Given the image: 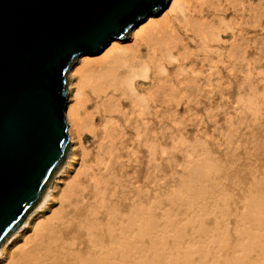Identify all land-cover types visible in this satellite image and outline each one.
Returning a JSON list of instances; mask_svg holds the SVG:
<instances>
[{"label":"bare ground","instance_id":"obj_1","mask_svg":"<svg viewBox=\"0 0 264 264\" xmlns=\"http://www.w3.org/2000/svg\"><path fill=\"white\" fill-rule=\"evenodd\" d=\"M168 1L162 21L158 12L126 41L71 66L72 147L60 173L69 180H58L38 204L21 246L12 249L16 239L2 246L6 264H264V171L244 173L233 153L220 162L214 150L190 147L178 185L166 198L158 193L165 136L217 114L220 97L248 101L225 138L231 148L247 129L235 146L263 168L264 96L255 90L264 85V0ZM50 201L57 207L50 218L31 226Z\"/></svg>","mask_w":264,"mask_h":264},{"label":"water","instance_id":"obj_2","mask_svg":"<svg viewBox=\"0 0 264 264\" xmlns=\"http://www.w3.org/2000/svg\"><path fill=\"white\" fill-rule=\"evenodd\" d=\"M168 0H0V248L66 163L67 76Z\"/></svg>","mask_w":264,"mask_h":264},{"label":"rangeland","instance_id":"obj_3","mask_svg":"<svg viewBox=\"0 0 264 264\" xmlns=\"http://www.w3.org/2000/svg\"><path fill=\"white\" fill-rule=\"evenodd\" d=\"M165 11V9L163 10V11H160V13L162 14V15H160L159 16V21H162L165 17H166V11ZM157 15V14H156ZM129 35V34H128ZM128 38V37H127ZM124 41H126V39L124 40ZM128 44H132V41L130 40L129 41V43ZM100 54H98V55H95V56H99ZM77 66V68L79 67V66H81V68H82V66H83V64H77L76 65ZM80 68V67H79ZM259 85H260V88H259ZM263 87V88H262ZM259 88V89H258ZM221 89V88H220ZM260 89H262V90H264V85L263 84H258V87L256 86V93L255 94H259V93H261V94H263V95H261V94H259V95H257L258 97H263L264 96V92L263 91H261ZM259 91H261V92H259ZM258 92V93H257ZM261 95V96H260ZM225 99V100H224ZM229 102V103H228ZM248 101L246 100V101H240V99H237L236 98V96H234V98H231V99H229V98H221L220 97V109H219V112L217 113V114H213V115H208V116H205L204 117V119H203V123L201 124L200 123V121L199 120H197V122L196 123H198L199 122V124H201V125H198L199 127L201 126V129H199V127L198 126H196V127H190V129H188V131H186V132H182V134L181 133H176L175 135L176 136H173V134H169V135H167V136H165L166 137V139H165V143H163V144H161L160 145V151H159V163L161 164H159L160 166V168H159V172H158V183H160V185H158V193L160 194L159 195V197L160 198H166V196H168V194H170L172 191H173V189H174V187L175 186H177L175 183H174V181L173 180H177V181H179L180 180V177H181V174L184 172V168H185V166H186V164H187V162H185L186 161V156L184 155V153H187L188 151H192V150H190L189 148L191 147V149H192V147L194 148V147H197L198 149H199V154L201 155L202 153H204L205 152V150H207V151H209V150H211L212 152H213V150L215 151V154H214V156L215 157H217V156H220V162L222 161H224L225 159L226 160H228L227 159V155H228V153H230V154H232L233 153V155H234V158L236 157V161H233V165H235L237 168H239V167H242L241 169L242 170H244V173H248V172H251V171H257V174L261 177V173L264 171V165H263V168H262V166H255L256 164L255 163H253V164H249L248 162L249 161H247V155H248V151H247V149H245V147H243L242 149H238L237 148V146H235V145H237V144H239V142L240 141H244L246 138H247V135H248V131H247V129H245V131L247 132V134H246V132L244 131H235V133H237V132H241L240 133V135H241V137H234L233 139H235V141H236V143H234V146L232 147L231 146V148H229V144L227 143V139L225 138V137H227V134H228V132H229V134L230 133H232V132H230L229 130L230 129H232L231 127V125H233V121H234V123H237L238 124V116H239V113L240 114H242L243 112H242V110H243V108H245V104L247 103ZM239 103V104H238ZM245 103V104H244ZM239 105V106H238ZM227 106V107H226ZM226 109V110H225ZM229 109H231V110H229ZM241 110V112H239ZM230 114V115H229ZM235 114H237V115H235ZM218 115V117H216V116ZM232 115V116H231ZM214 116V119H212V117ZM216 117V118H215ZM210 118H211V120H210ZM228 118V119H227ZM233 119V121H232V119ZM237 118V119H236ZM214 120V121H213ZM231 120V121H230ZM215 121H216V123H215ZM218 121H219V125L218 126H216V124H218ZM229 121H230V123H229ZM194 122H195V120H194ZM193 122V123H194ZM213 122V123H212ZM263 122V126H264V120L262 121ZM207 123V124H206ZM206 124V125H205ZM230 125V126H229ZM204 126V127H203ZM203 128H205L206 130H204ZM209 129V131H207ZM223 130H225V131H223ZM199 131H201V132H205V134H201V132H199ZM234 133V132H233ZM184 134V135H183ZM198 134H199V136H198ZM228 134V137L230 136ZM183 135V136H182ZM196 135H197V137H196ZM244 135H246V136H244ZM227 137V138H228ZM161 138H163V135L161 134ZM179 138V139H178ZM198 138V139H197ZM231 138V137H230ZM229 138V139H230ZM239 139V140H238ZM177 142L178 141V145L180 144V145H182V143L181 142H183V146H178V145H176L177 143L175 142V141ZM199 141V142H198ZM221 141V142H220ZM175 142V143H174ZM225 144H224V143ZM172 144H173V146H172ZM184 144H188V145H184ZM192 144V145H191ZM194 144V145H193ZM164 147H163V146ZM220 147H219V146ZM185 146V147H184ZM71 147H72V143H71ZM71 147H70V149H71ZM166 147H170L171 149L173 148V147H175L174 149H177V150H175L174 151V153H173V150H170V148H169V150L171 151H169L168 150V148H166ZM181 147H183V148H181ZM219 147V148H218ZM196 148V149H197ZM220 148H223L224 149V151L223 152H220L219 154H218V152H217V150L216 149H220ZM164 149V150H163ZM188 149V150H187ZM180 150V151H179ZM183 150V151H182ZM239 150V151H238ZM256 150V149H255ZM168 151V152H167ZM161 152H163V153H161ZM167 154H166V153ZM177 152V153H176ZM182 152V153H181ZM237 152V153H236ZM166 155H165V154ZM169 153V154H168ZM189 153H191V152H189ZM189 153H188V155H189ZM70 154V153H69ZM69 154H68V156H67V159H66V163L68 162V157H69ZM178 154V155H177ZM198 153H197V155H199ZM240 155V159H239V156H237V155ZM171 155H173V156H171ZM163 156H165V157H163ZM169 156V157H168ZM228 158H230V157H228ZM160 159H162L161 161H160ZM224 159V160H223ZM177 160V161H176ZM165 161H167V162H169V161H171V163H172V166H171V163H167V162H165ZM162 162V163H161ZM64 164V166H63V168L59 171V173L57 174V176L54 178V180L52 181V183L50 184V186L48 187V189H47V191H46V193H45V195H47V193L49 192V190H50V188L54 185V184H56V182L58 181V180H67V181H65V183H67L68 182V177H61L62 175H60V173H61V171L62 170H64V168H65V166L67 165V164ZM176 163V164H175ZM183 164V165H182ZM220 164H222V163H220ZM163 165V166H162ZM239 165V166H238ZM162 166V167H161ZM80 167V165L78 164V162H76L75 164H74V166H73V168L72 169H70V172H69V178H71V177H73L74 175H76V170L78 169ZM172 167V168H171ZM176 167V168H175ZM227 167H229V165L227 166ZM235 168V167H234ZM176 170V171H175ZM175 171V172H174ZM167 173H168V175H167ZM170 173V174H169ZM172 174V175H171ZM169 175H171V176H169ZM176 175V176H175ZM180 175V176H179ZM253 176H255V175H253ZM168 177V178H167ZM170 177V178H169ZM175 177H176V179H175ZM58 178V179H57ZM165 182V183H164ZM175 184V185H174ZM164 185V186H163ZM160 186V187H159ZM224 186V185H223ZM249 186V184L248 185H246V187H248ZM169 187V188H168ZM225 187V186H224ZM60 189L62 188V190L65 188V184H60V187H59ZM230 190L231 192H229V195H245V193H244V191H243V193L242 192H240V189H238V192L236 191V193H235V191H234V193H233V189H230L229 187H226V188H224V190H223V192H226L227 190ZM167 191V192H166ZM169 191V192H168ZM45 197V196H44ZM239 198H243V196H238ZM41 204V203H40ZM39 204V205H40ZM49 206L47 207V208H45V209H43V210H41L40 212V215H39V217L38 218H36V220H34L33 221V223H32V225L31 226H35V225H37L36 223L38 222H46V220L48 219V217L50 218V216H51V214H52V210L53 209H56L57 207L56 206H54L53 205V203H52V201H50L49 202V204H48ZM39 206H37L34 210H33V212L29 215V217L27 218V220L24 222V224L16 231V233H14L7 241H6V243L4 244V246L3 247H5V245L7 246V244L9 243V242H11L10 240H12V242L16 239L17 241V243H14L13 245H10V246H13L12 247V249L13 248H15L17 245L18 246H21L23 243H24V238H27L31 233H32V227H30L29 228V226H27L26 227V223L28 222V219H31V215L32 214H34L35 213V211H36V209L38 208ZM52 207V208H51ZM36 215V214H35ZM34 215V216H35ZM44 215V216H43ZM41 216H43V217H41ZM213 217V216H212ZM41 218V219H40ZM33 220V219H32ZM31 220V221H32ZM39 220V221H38ZM208 227H209V229L210 230H212L213 228H214V222L213 221H209L208 222V224H206ZM231 227H235V226H231ZM22 228V229H21ZM28 228V229H27ZM27 230V231H26ZM29 230V231H28ZM21 231V232H20ZM26 231V232H25ZM18 232L19 233H22V234H18ZM234 232V230H232V233ZM21 236H24V237H21ZM14 237V238H13ZM18 237H19V239H18ZM21 237V238H20ZM11 244V243H10ZM3 247L0 249V253H1V251H2V249H3ZM11 248V247H10ZM218 255V254H217ZM1 258H2V256H0ZM7 257V256H6ZM0 258V260L2 261V262H0V264H6L7 263V261L5 260L6 258H3V259H1ZM216 261V260H215Z\"/></svg>","mask_w":264,"mask_h":264}]
</instances>
